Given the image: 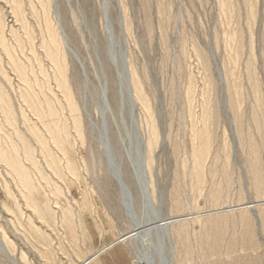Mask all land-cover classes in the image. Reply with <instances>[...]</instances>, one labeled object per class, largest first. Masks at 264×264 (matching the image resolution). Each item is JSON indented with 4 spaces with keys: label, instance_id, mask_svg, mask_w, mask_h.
Returning <instances> with one entry per match:
<instances>
[{
    "label": "rangeland",
    "instance_id": "1",
    "mask_svg": "<svg viewBox=\"0 0 264 264\" xmlns=\"http://www.w3.org/2000/svg\"><path fill=\"white\" fill-rule=\"evenodd\" d=\"M249 202L264 0H0V264H264Z\"/></svg>",
    "mask_w": 264,
    "mask_h": 264
},
{
    "label": "bare ground",
    "instance_id": "2",
    "mask_svg": "<svg viewBox=\"0 0 264 264\" xmlns=\"http://www.w3.org/2000/svg\"><path fill=\"white\" fill-rule=\"evenodd\" d=\"M122 61L124 62V60H122ZM123 66H125V65H123V63L119 64V70H118L119 75H118V79H117L118 88H119V91H120L121 95L125 94V96L126 95H127V97L129 96L128 98L130 100H132V103L135 104V100L133 98L135 90H134L132 79H131V73L129 72V67L128 66L126 67V70H125V67H123ZM262 204H264V203L255 204V203L249 202L246 205H244L243 208L253 210V208L255 206L262 205ZM197 217H198V215H194V216H192L190 218H189V216H186V217H179V218H167V219H163V220L159 221L160 223L158 224V227H156V228L159 229V239H160V241L164 245H166V247H167V245H168V226L170 224H174L176 222H180L181 220L193 219V218H197ZM132 236L129 235V234H124V235L120 236V238H118L115 242H113L111 244V246H113V245H115V244H117L119 242H125L127 239H129ZM169 251H171V250H169ZM95 258H96V255H92L91 257H89L87 259V262L89 263L92 260H94ZM136 263L137 264H141L138 261H136ZM160 264H172V258L171 257L168 258L167 255H165L162 263L160 262Z\"/></svg>",
    "mask_w": 264,
    "mask_h": 264
}]
</instances>
